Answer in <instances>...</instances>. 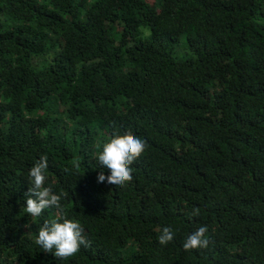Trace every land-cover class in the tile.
I'll return each instance as SVG.
<instances>
[{
    "label": "trees",
    "instance_id": "obj_1",
    "mask_svg": "<svg viewBox=\"0 0 264 264\" xmlns=\"http://www.w3.org/2000/svg\"><path fill=\"white\" fill-rule=\"evenodd\" d=\"M129 130L133 179L98 183ZM42 155L89 242L67 259L26 212ZM0 264H264V0H0Z\"/></svg>",
    "mask_w": 264,
    "mask_h": 264
},
{
    "label": "clouds",
    "instance_id": "obj_2",
    "mask_svg": "<svg viewBox=\"0 0 264 264\" xmlns=\"http://www.w3.org/2000/svg\"><path fill=\"white\" fill-rule=\"evenodd\" d=\"M147 143L144 139L134 135L130 130L113 133L111 138L102 144V151L98 154V162L102 168L110 170L105 176L101 171L97 175V182H107L112 185L123 186L133 179L131 165L146 150ZM48 168V157L42 155L29 171L31 186L25 193L26 212L32 217H39L44 210L54 208L57 214L51 221L45 220L39 227L35 243L45 252L52 253L57 259H67L74 256L81 246H88L84 236V228L79 220L70 218L63 211L61 204L64 193L57 194L50 186H45L47 179L45 172ZM192 216L199 215V209L194 208ZM26 224L25 227L30 228ZM207 226H200L189 234L183 243L185 250L206 248L209 240L205 238ZM174 239V232L170 227H164L158 237L162 245H166Z\"/></svg>",
    "mask_w": 264,
    "mask_h": 264
},
{
    "label": "rangeland",
    "instance_id": "obj_3",
    "mask_svg": "<svg viewBox=\"0 0 264 264\" xmlns=\"http://www.w3.org/2000/svg\"><path fill=\"white\" fill-rule=\"evenodd\" d=\"M141 30L144 32H147V34H149L150 33V30L148 29V28H146V27H143V28H141ZM174 45V44H173ZM171 46H172V44H171ZM172 50L174 51V53L176 54V55H178V56H182V55H185V54H187L188 52H189V50L185 47V45L183 44V43H178V44H176V45H174L173 47H172Z\"/></svg>",
    "mask_w": 264,
    "mask_h": 264
}]
</instances>
